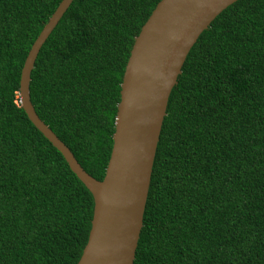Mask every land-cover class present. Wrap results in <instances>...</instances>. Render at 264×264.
<instances>
[{
    "label": "trees",
    "instance_id": "trees-1",
    "mask_svg": "<svg viewBox=\"0 0 264 264\" xmlns=\"http://www.w3.org/2000/svg\"><path fill=\"white\" fill-rule=\"evenodd\" d=\"M61 0H0V264H76L92 198L18 102ZM159 0H73L29 76L37 117L103 178L134 37ZM133 264H264V0L202 31L167 99Z\"/></svg>",
    "mask_w": 264,
    "mask_h": 264
},
{
    "label": "water",
    "instance_id": "water-1",
    "mask_svg": "<svg viewBox=\"0 0 264 264\" xmlns=\"http://www.w3.org/2000/svg\"><path fill=\"white\" fill-rule=\"evenodd\" d=\"M73 0H61L31 44L18 80V102L30 124L61 155L91 195L86 243L76 264H133L151 168L167 99L200 33L236 0H159L133 39L121 76L111 149L102 180L79 166L37 117L29 100L36 56Z\"/></svg>",
    "mask_w": 264,
    "mask_h": 264
}]
</instances>
